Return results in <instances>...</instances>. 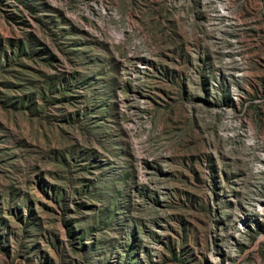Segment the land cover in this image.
Listing matches in <instances>:
<instances>
[{
	"label": "rangeland",
	"instance_id": "374dc122",
	"mask_svg": "<svg viewBox=\"0 0 264 264\" xmlns=\"http://www.w3.org/2000/svg\"><path fill=\"white\" fill-rule=\"evenodd\" d=\"M0 264H264V0H0Z\"/></svg>",
	"mask_w": 264,
	"mask_h": 264
}]
</instances>
